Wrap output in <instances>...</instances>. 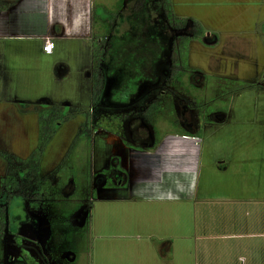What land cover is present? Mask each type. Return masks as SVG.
Listing matches in <instances>:
<instances>
[{"label":"rangeland","instance_id":"374dc122","mask_svg":"<svg viewBox=\"0 0 264 264\" xmlns=\"http://www.w3.org/2000/svg\"><path fill=\"white\" fill-rule=\"evenodd\" d=\"M136 1L125 0L120 9L117 7L119 0H94L100 15L105 8L117 14L111 31H106L101 17H94L92 40L102 36L111 38L113 44L115 40L120 44L129 43L135 41L143 27L149 24L147 34L159 36L156 41L162 45L155 64L157 80L144 81L138 74L140 66L128 58L127 62L119 64L122 67L116 65L110 69L112 55L109 53L104 64V69H108L102 95L104 102L119 87L124 88L123 91L128 90L123 92V96L127 94L124 100L145 94L140 100L148 98V105L158 101L161 109L153 122L157 136L166 132L201 134L199 130L203 128L204 121L214 118L212 113L230 102L247 104L245 110L238 112H243L245 120L256 119L254 112L264 108V0H170L176 17L200 20L206 33L202 39L191 40L188 44L185 52L188 68L183 70L179 80L169 77L171 48L177 34L166 22H160V25L157 21L158 16H164L163 13L158 14L160 0L146 1L149 12L145 8L136 11ZM90 47L91 43L57 41L52 55L37 53L28 59L16 58L15 63L8 58L7 62H0V180L9 183V174H13L16 166L18 179L24 178L28 169L22 165L21 159H28L34 152L40 156L38 174L47 179L45 183L40 180L33 186L35 191L32 194H39L32 196L31 201L27 199L26 208L23 197H14L10 201L5 196L0 197V207L10 209L11 221L7 225L10 246H6V251L1 249L4 240L0 231V264H27L20 257L32 254L28 246L31 243L37 246L35 241L41 234L44 237L41 239L43 256L37 257L40 264H134L141 255L145 256L144 261L152 259L149 264H157L162 260L157 248L163 242L161 239L173 243L172 257L177 264H193V242L185 238V235L200 231L193 203L179 200L162 202L164 204H144L139 200L125 202L108 198L107 187L100 186L96 188L97 192L93 188L97 183L110 181L111 170H119V166L126 168L128 152L124 153L112 136L113 140L110 137L103 140L105 142L101 139L93 143L87 140L83 130L89 116L98 118L90 121V129H94L93 133L97 131L94 136H105L98 130L100 123L115 137L117 132L120 133L116 139L126 148L132 149L134 145L121 136L122 125H118L114 117L105 118L103 99L100 97L96 103L92 100L94 46L92 55ZM18 60H21L19 64ZM58 62L69 66V72L60 78ZM13 65L17 70L24 68L26 71L12 72ZM117 70H122V74L114 76L121 73ZM111 74L114 77L110 78ZM25 77H29L27 90L21 87ZM248 86L250 88L242 89ZM148 89L152 90L150 95ZM107 94L109 96L105 98ZM68 104L83 110L72 112ZM55 105L60 109L59 119L46 136H41L39 111ZM204 132V135H212L209 130ZM209 144H200L202 152L194 174L176 171L171 176L172 184L184 183L187 186V196L194 193L197 186L200 187L199 173H208L211 155L206 148ZM106 164L110 171L103 169ZM7 171L9 174L5 175ZM166 179L168 177L164 181ZM125 183H130L129 174ZM37 204H40L42 214L32 221L37 214L32 205ZM46 206L48 213L44 212ZM141 219L153 227L154 238L144 241L145 231L139 226ZM125 234L131 238L126 239ZM145 249L146 252L143 251ZM9 251L15 254L14 263L8 256ZM33 253L35 255L39 251L34 250Z\"/></svg>","mask_w":264,"mask_h":264},{"label":"crops","instance_id":"0c3cea01","mask_svg":"<svg viewBox=\"0 0 264 264\" xmlns=\"http://www.w3.org/2000/svg\"><path fill=\"white\" fill-rule=\"evenodd\" d=\"M171 9L174 14L172 3ZM95 12L97 8L95 9L94 0H0V55H2L0 62H7L8 58V61L15 63L16 58L28 59L37 53H45L49 56L54 54L57 41L66 40L91 43L90 54L92 55L91 35ZM101 23L104 22L101 20ZM47 36L52 37L55 44L52 53L44 51V37ZM213 40L216 41L217 38L214 36ZM25 44L27 47H24ZM77 54L81 55V53ZM108 54L106 53L105 57ZM111 55L110 67L117 65L113 54ZM20 61L18 60V64ZM58 66V78L69 72V66L64 62H58ZM16 70L15 65L10 69L12 72ZM17 71L24 73L26 70L19 68ZM117 72L121 73H115L114 76L122 74V70ZM19 75L21 76V73ZM114 76L111 74L110 78ZM27 78L29 77H25L21 86L25 90H27L26 84L28 85ZM247 88L250 87L242 89ZM123 89L119 87L118 91H112L114 94L106 102L101 97L103 99L101 102L106 110L105 118L114 117L118 125H122L121 136L126 138L127 142L133 143L134 147L126 148L116 139L120 133L117 132L115 137V134L103 129L100 123L97 125L98 130L104 132L105 136L98 134L94 136L97 133L95 131L92 132L89 141L93 143L94 140L101 139L105 142L112 136L115 138V144H118L124 153L128 152V156L126 168L119 166V170L110 169L111 182L97 183L93 187L95 191L100 186L107 187L108 198L126 200L125 202L139 200L144 204H164L162 202L179 200L193 203V211L196 212L195 219L199 223L200 231L185 235V238L193 242L194 252L191 254L193 264H264V108L254 112L257 115L256 119L245 120L243 112L238 111L243 110L247 104L241 102L231 104L230 102L220 111L212 113L214 118L204 121L202 127L212 132L210 136L204 135L206 134L204 131L207 132V130L203 131V128L199 130L201 134L198 135L190 134L191 132L189 134L166 132L157 136L155 132L157 128L153 126L154 119L149 122L143 115V110L148 106V98H145L146 101L140 100L142 96L124 100L127 94L123 96V92L128 90L123 91ZM151 92L152 90L148 89L147 93L151 94ZM67 106L71 107L69 104ZM110 110L114 112L110 113ZM118 112H121V115ZM95 117L96 115L91 118L89 116V121L94 120ZM94 125H92L93 128ZM208 142L210 144L206 149L211 155L208 173L206 175L199 173L200 187L197 186L194 193L187 196V186L184 183L172 184L174 181L171 182L173 179L171 176L176 171L194 174V171L198 169L199 154L202 152L200 144L206 143L205 146H207ZM105 144L108 147L112 146L110 143ZM106 149H108L107 146ZM107 167L106 164L103 169L110 171ZM127 174L130 177L129 184L125 183ZM165 177L170 180L164 181ZM202 180L203 183H201ZM177 191L180 194L176 196L174 192ZM23 198H25L24 207L26 208L29 200L26 197ZM195 200L197 201L194 203ZM33 208L37 214L32 221L36 220L35 217L38 215L41 217L42 214L40 204ZM47 209V206L45 210L43 209L45 213H48ZM5 211L8 217L4 215V229H1L0 222V231L4 240L1 249L6 251V246H10L7 225L11 221L10 209L6 208ZM140 223L139 226L143 227L142 230L146 235L143 238L144 241L154 238L155 232H151L153 227L150 228L143 219ZM35 225L39 227V224L35 223ZM15 233L17 234V231ZM41 235L37 236L38 241H35L37 246L34 247V243L28 246L32 254L28 256L23 254L20 257L24 260L23 262L40 264L41 261L37 257L43 256L41 239L44 237ZM128 235L125 234L124 237L131 238ZM161 240L163 242L157 248L163 262L159 260L157 264H177L172 257L173 243ZM34 250L39 253L34 255ZM143 251L146 252L147 249ZM13 253L8 252L12 263L16 261ZM143 256L141 255L138 262L134 264H149L152 261V259L148 262L144 261L145 256Z\"/></svg>","mask_w":264,"mask_h":264},{"label":"trees","instance_id":"16d2710c","mask_svg":"<svg viewBox=\"0 0 264 264\" xmlns=\"http://www.w3.org/2000/svg\"><path fill=\"white\" fill-rule=\"evenodd\" d=\"M124 1L125 0H119L117 7L122 9L124 5ZM146 1L147 0H137L134 7L136 11L142 10L143 8H145L144 10L148 11L146 8L147 7ZM159 2L160 5L158 7V14L160 15V13H163L164 16L160 18L158 16L157 21H159L160 25H161L160 22L162 23L166 22L170 27L176 30L175 33L177 34V37L175 41L172 43V48H171V55H170L171 66H170L169 77L175 80H179L181 78L183 70H186L188 68V66H186V60H185L186 59L185 52L188 48V44L190 43L191 40L202 39L204 36H206L205 29L202 23L195 18L174 16L171 9L170 0H160ZM96 8L97 5L95 4V9ZM116 14H117L116 11H109L108 9L105 8V11H102L101 15L98 13V10L97 12H95L94 15L96 18L101 17L103 19L104 22L103 25L104 28H106V31H111L110 29L111 26H113L114 24L113 22L115 21ZM104 16H106V18H104ZM148 26L149 24L143 27V32L141 33V35L137 37L135 41H130L129 43H125V44H120V42H117V40H115L114 38L113 39L115 41L113 44L111 43L112 40L111 38L106 39L105 37L102 36L95 37V40H93L94 50H93V67H92V100L94 103L100 100V97H102L105 87L107 70H108V69H104V64H105L104 57L106 53L114 54V59L116 60L117 65L122 64L125 61L127 62L128 61L127 58L129 60H132V62H134L135 64L137 63L138 67L140 66V68H138V70H140L138 74L140 75V77L142 76L145 79L144 81L151 80V78L155 79V81L157 80V74L155 73L156 72L155 64L157 58L159 57V50L162 51V45L159 44L158 41H156L159 38V36L155 37V35L150 36L147 34L149 29ZM157 43L159 45H157ZM112 67H110V69H112ZM70 108L71 109L69 110H72V112H81L83 110L80 107H76V106H72ZM160 109L161 106L158 103V101H153L143 110V115L149 122H152ZM59 110H60L59 106L56 105L54 107L52 106L47 108L43 107L40 109L39 120L42 129L41 136H46V134L52 128L53 124L56 123V121L59 119L58 118L60 115L58 112ZM84 126H85L84 127L85 129L83 130V133L85 134L84 137H86L87 140H90L94 129H90L89 119L85 121ZM21 161L25 169H28L27 172H25V177L22 179H18V173H17L18 168L16 166L15 169L12 168L13 174L12 173L9 174L10 170L6 172V174L7 173L9 174L11 181H9V183H7V181L5 180L3 181V183L1 181L0 192L2 196H5L7 201H10L14 197H18V196L26 197L27 199L30 200L32 196L34 197L36 196V194H39L37 192H34L32 194L33 190L35 191L33 186L35 184L38 185V182L40 180H42L44 183L47 181L46 178H41L38 174V170L40 168L39 155L35 154L34 152L28 157V159L27 158L24 160L21 159ZM23 162H25V164H23ZM32 206L35 207L36 205H32ZM5 209L6 208L0 207V222H1L2 230L4 229L3 217L5 215Z\"/></svg>","mask_w":264,"mask_h":264},{"label":"built area","instance_id":"2783aa9c","mask_svg":"<svg viewBox=\"0 0 264 264\" xmlns=\"http://www.w3.org/2000/svg\"><path fill=\"white\" fill-rule=\"evenodd\" d=\"M45 43H44V51L47 53H52L54 50V41L53 38L50 36L44 37Z\"/></svg>","mask_w":264,"mask_h":264},{"label":"flooded vegetation","instance_id":"af4514ba","mask_svg":"<svg viewBox=\"0 0 264 264\" xmlns=\"http://www.w3.org/2000/svg\"><path fill=\"white\" fill-rule=\"evenodd\" d=\"M150 95V94H149Z\"/></svg>","mask_w":264,"mask_h":264}]
</instances>
